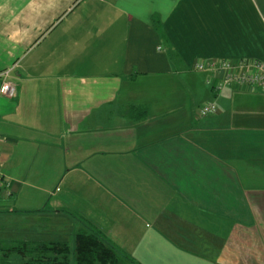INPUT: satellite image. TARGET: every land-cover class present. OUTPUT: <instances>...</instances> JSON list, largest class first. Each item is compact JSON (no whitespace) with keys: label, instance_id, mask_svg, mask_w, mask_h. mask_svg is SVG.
<instances>
[{"label":"crops","instance_id":"crops-1","mask_svg":"<svg viewBox=\"0 0 264 264\" xmlns=\"http://www.w3.org/2000/svg\"><path fill=\"white\" fill-rule=\"evenodd\" d=\"M247 58L264 0H0V216L88 194L118 264H264V91L194 68Z\"/></svg>","mask_w":264,"mask_h":264},{"label":"rangeland","instance_id":"rangeland-1","mask_svg":"<svg viewBox=\"0 0 264 264\" xmlns=\"http://www.w3.org/2000/svg\"><path fill=\"white\" fill-rule=\"evenodd\" d=\"M63 190V189H62ZM88 194H57L53 196L52 201L57 199V202L62 207L68 209V213L54 216L50 212L42 215L30 216L20 219V222H15L16 218L1 217L0 216V242H8L10 240H41V241H65L68 243L70 250L73 247V235L81 227L85 226L77 215L70 213L76 212L82 215L86 213L90 218L87 220L94 224L98 222L96 219H101V215L92 212L91 202L84 197ZM54 204V203H53ZM83 214V215H84ZM82 215V216H83ZM32 222L33 225H27V221ZM100 223V222H99ZM35 225V226H34ZM90 230L89 227L85 226ZM103 232H108V224L106 220H102ZM91 231V230H90ZM107 236V234H106ZM51 256L50 258H52ZM69 264H74L72 261L73 253L68 254ZM23 258L18 255H12L5 263L0 264H23ZM35 262V261H34Z\"/></svg>","mask_w":264,"mask_h":264},{"label":"trees","instance_id":"trees-1","mask_svg":"<svg viewBox=\"0 0 264 264\" xmlns=\"http://www.w3.org/2000/svg\"><path fill=\"white\" fill-rule=\"evenodd\" d=\"M71 250L74 264H118L112 246L85 226L74 233ZM71 250L65 241L10 240L0 242V262L18 255L23 258V264H69Z\"/></svg>","mask_w":264,"mask_h":264},{"label":"built area","instance_id":"built-area-1","mask_svg":"<svg viewBox=\"0 0 264 264\" xmlns=\"http://www.w3.org/2000/svg\"><path fill=\"white\" fill-rule=\"evenodd\" d=\"M196 70H205L212 75L220 74V79L213 86L215 92L227 86L237 84L246 91H264V61L247 58L244 60H209L195 62ZM16 93L15 83L9 79V71L0 72V97L13 98ZM217 112V106L213 102L202 104L197 110V116L206 117ZM1 139V137H0ZM3 174L0 167V188L4 189L5 194L9 190L3 184Z\"/></svg>","mask_w":264,"mask_h":264}]
</instances>
